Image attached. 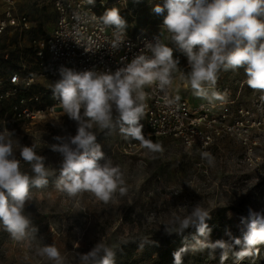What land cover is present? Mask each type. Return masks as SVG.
Masks as SVG:
<instances>
[{"label": "clouds", "instance_id": "9594fccd", "mask_svg": "<svg viewBox=\"0 0 264 264\" xmlns=\"http://www.w3.org/2000/svg\"><path fill=\"white\" fill-rule=\"evenodd\" d=\"M88 3L94 5L95 0ZM152 11L163 16L162 28L169 34L171 44L187 57L189 71L181 79H187L195 96L210 103L224 101L223 95L210 90L215 88L221 71L240 68L245 71L246 85L264 92V0H164L155 4ZM100 20L116 29L120 39L112 48L118 49L125 39L126 20L116 8L105 11ZM145 49L114 73L76 71L63 66L59 69L60 79L52 85L53 98L58 100L63 113L76 122L77 129L75 135L54 137L57 143L49 145L62 157L55 180L58 191L71 198L88 192L105 204L117 191L121 196L126 194L123 173L102 150L94 127L114 131L118 126L125 140H136L151 153L164 151L162 144L146 139L142 131L140 121L147 107L145 88L155 84L163 90L170 86L180 62L174 58L173 48L159 37L154 43L148 42ZM14 135V130L0 131V225L14 240L24 241L37 231L25 211L32 200L30 189L46 187L54 173L32 145L21 146L18 159ZM202 158L209 165L213 163L208 152L202 153ZM21 161L30 166L31 175L21 170ZM210 213L197 203L185 215L179 211L170 215L163 225L165 234L183 237V246L173 253L174 264H183L185 253L206 249L210 250L209 258H215L216 249L221 250L220 264H225L230 256L236 264L259 256V246L264 245V210L250 208L246 220L242 218L246 231L242 238L231 237V243L209 239ZM188 229L195 230L190 238L184 236ZM226 234L231 236L230 232ZM147 241L142 240L141 247ZM234 246H239V250H234ZM39 254L53 264H64L54 245H45ZM115 256L116 250L98 242L90 251L80 254V259L82 264H115Z\"/></svg>", "mask_w": 264, "mask_h": 264}, {"label": "rangeland", "instance_id": "374dc122", "mask_svg": "<svg viewBox=\"0 0 264 264\" xmlns=\"http://www.w3.org/2000/svg\"><path fill=\"white\" fill-rule=\"evenodd\" d=\"M163 2L149 0L151 9ZM16 9L28 16L29 29L0 37V53L8 52L12 58L19 48L28 52L30 38L47 35L56 20L50 0H16ZM116 9L122 11L124 4H118ZM162 24L163 20L158 24L149 23L143 30L158 33L163 42L173 48L174 58L180 62L173 73V91L193 109H198L208 100L195 96L187 79H181L189 71L187 57L171 44ZM134 25L132 20L131 28ZM246 79L243 68L221 71L215 88L210 91L223 95L224 101H233L232 111L246 106L253 117L264 115V92L249 88ZM140 123L143 125V117ZM4 128L15 132L12 140L18 159L20 147L32 145L37 154L46 158V167L54 175L46 187L30 189L32 200L26 204L25 211L30 214L36 233L24 241H16L0 225V264H53L39 254V249L45 245H54L64 258V264H82L80 254L87 253L98 242L116 250L115 264H152L155 252L172 245L179 237L165 234L163 228L176 211L185 215L191 206L200 203L211 212V219H231L244 233L246 222H242V218L246 220L249 209L264 210V130L252 131L251 138L257 140L251 155L252 164L247 162L239 139L226 135L211 146L208 153L213 163L209 165L196 148H186L173 137L149 138L153 143L162 144L164 149L162 153H151L139 144L129 148L126 145L129 140L123 138L118 126L114 131L94 127L97 142L114 165L120 167L127 188L125 195L117 191L105 204L88 192L71 198L55 188L62 157L49 145L57 143L54 137L75 135L77 129L76 122L69 119L62 108L34 120L9 123ZM20 167L32 174L30 166L23 161ZM142 240L148 241L141 247ZM259 247L258 257L245 258L239 264H264V245ZM203 264H220V261L209 258ZM225 264L236 262L225 261Z\"/></svg>", "mask_w": 264, "mask_h": 264}, {"label": "built area", "instance_id": "2783aa9c", "mask_svg": "<svg viewBox=\"0 0 264 264\" xmlns=\"http://www.w3.org/2000/svg\"><path fill=\"white\" fill-rule=\"evenodd\" d=\"M50 1L56 15L51 31L45 36L30 38V50L26 53L21 48L13 58L8 52L2 53V58L10 63L0 73V128L53 114L62 108L52 92L62 66L76 71L114 73L146 52L148 42L154 43L158 37L163 42L155 32L126 30L121 46L112 48L120 36L114 26L103 24L100 17L108 8L124 4L125 0H95L94 5L88 0ZM27 29L28 16L17 11L16 0H0V37L10 32L21 34ZM172 82L163 90L155 84L145 88L147 107L142 131L146 139L169 136L179 139L186 148L194 147L204 153L223 136H236L245 148L247 162L252 164L251 155L257 144L251 138L252 131L264 130V115L253 117L246 106L232 111L233 101H206L193 109L174 93ZM137 144L126 145L131 148Z\"/></svg>", "mask_w": 264, "mask_h": 264}, {"label": "trees", "instance_id": "16d2710c", "mask_svg": "<svg viewBox=\"0 0 264 264\" xmlns=\"http://www.w3.org/2000/svg\"><path fill=\"white\" fill-rule=\"evenodd\" d=\"M118 4H114L109 9L116 8ZM120 15L126 20L127 28L132 33H138L143 30L144 26L152 23L158 24L159 21L163 20V16L155 14L149 0H125L124 9L120 11ZM166 15V13H165ZM135 21V25L131 28V21ZM2 53H0V73H2L5 64L10 63V60H4L2 58ZM184 55V54H183ZM185 56V55H184ZM130 143H136V140H129ZM209 227L212 229L209 239L211 241H216L223 239L232 242L231 237H240L242 238L243 232L238 230L236 222L231 219L217 218L210 219L207 221ZM194 229H188L185 231L184 236L190 238V235L194 233ZM230 232L231 236L226 233ZM191 242V241H189ZM183 246V237H177L172 245L163 247L162 249L155 252L152 259V264H174L173 253ZM234 250H239V246H234ZM209 251L204 250L202 252H188L183 255V264H203L207 259H209ZM221 250L216 249L212 261H220ZM152 255V254H151ZM234 260V257L230 256L227 261Z\"/></svg>", "mask_w": 264, "mask_h": 264}]
</instances>
